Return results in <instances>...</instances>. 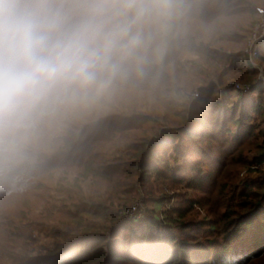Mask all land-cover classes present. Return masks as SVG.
I'll list each match as a JSON object with an SVG mask.
<instances>
[{
    "label": "trees",
    "instance_id": "trees-1",
    "mask_svg": "<svg viewBox=\"0 0 264 264\" xmlns=\"http://www.w3.org/2000/svg\"><path fill=\"white\" fill-rule=\"evenodd\" d=\"M262 5L264 0H188L157 81L67 122L35 163L0 178V198L31 191L33 200L38 191L55 189L84 212L102 215L120 199V190H136L140 177L185 180L203 190L207 179L236 164L235 156L240 164L264 163V81L255 83L260 69L244 53ZM226 42L234 45L228 49ZM262 47L264 38L260 55ZM224 60L233 76L251 84L243 83L228 104L234 87L221 80L220 89L228 86L220 91L225 99L206 105L210 93L202 85L219 74L215 62ZM196 84L202 99L182 104L186 93L179 90ZM208 160L215 166L206 168ZM232 180L218 193L219 207L198 199L185 210L175 207L176 225L153 214L128 218L125 226L74 214L81 232L59 230L62 239L37 254L32 233L20 221L37 224L45 203L30 201L26 213L0 204V264H264V175L245 178L240 187ZM196 204L206 206L210 218L188 216Z\"/></svg>",
    "mask_w": 264,
    "mask_h": 264
},
{
    "label": "clouds",
    "instance_id": "clouds-1",
    "mask_svg": "<svg viewBox=\"0 0 264 264\" xmlns=\"http://www.w3.org/2000/svg\"><path fill=\"white\" fill-rule=\"evenodd\" d=\"M188 0H0V178L67 122L152 86Z\"/></svg>",
    "mask_w": 264,
    "mask_h": 264
},
{
    "label": "rangeland",
    "instance_id": "rangeland-1",
    "mask_svg": "<svg viewBox=\"0 0 264 264\" xmlns=\"http://www.w3.org/2000/svg\"><path fill=\"white\" fill-rule=\"evenodd\" d=\"M264 7V5H262ZM253 30V29H252ZM252 32V31H251ZM248 35L247 41L244 46V53L246 54L245 57L248 58L250 61H253L257 67L260 69V74L256 78L255 83H260L261 80L264 81V47L261 48L260 55V44H259V53L254 60H251L249 55L246 52L248 39L250 34ZM226 47L229 49L230 46L234 44L232 42H226ZM193 55H188L186 59L193 58ZM187 62V61H186ZM216 68H219V74L210 78L208 82L203 87H207L206 89L209 90L210 96L206 94L205 101L202 102L206 105H209L212 101L211 99H225V95L222 96L220 91L228 88V86L220 89L222 86L221 80L229 81V85H231L232 89L229 90L227 94L228 100L227 103L231 104L234 99L237 98L238 94V84L242 85L243 83H249L246 80H243L246 77L243 76H233L236 75L235 72H232L229 68V64L227 60L224 61H216ZM238 74V73H237ZM235 77L236 79H233ZM239 80H238V78ZM216 83V85H213ZM227 83V82H226ZM189 90V91H188ZM183 89L181 88L179 91L186 93L184 97L180 100L182 104H193L198 99L201 98V89L199 88L198 84L191 87V89ZM180 95V93L178 92ZM215 118V117H214ZM216 131L217 134H220L219 131ZM249 151V150H246ZM235 151L230 152V155H234ZM222 156V151L220 152ZM221 156H214L215 159H218ZM236 164L227 165L224 169V173L216 178V176L210 177L205 182V189L197 190L187 186L185 180H179L172 182L170 180L162 182L155 178V176L150 175L138 182V187L132 193H126L123 190H120V199L114 204L111 202L108 210H105L106 214L102 215H91L87 212H84L81 207L75 206L74 201L69 199L68 194H64V192L56 191L55 189H48V190H40L38 191V195L33 197L31 200V191H23L14 194H10L5 198H0V204L3 205L4 208L9 210H15L17 212H28V206L30 201L33 202V205H36L38 202L45 203L39 209V211H43L45 216H40L38 220L40 224H29L25 223L24 221H20L21 227L27 233H32V237L34 238V248L38 249L34 254H37L39 251L43 252L50 246L56 244L57 241H60L62 237L60 234H57L59 230L67 231L69 233L78 232L80 233V228L77 225V221L75 220L74 214H79V219H83V217H88L89 221H99L106 225H127L130 222L126 219L125 212H123L124 208L136 201L142 199L143 201V214L139 217H147L150 214L157 215L160 219L165 220L166 222H170L176 225V216L177 212H175V207H182L183 210L190 207V200L191 199H198L209 201L211 204L219 207V191L223 187V184L226 183L227 180L232 178L233 180L231 183H235L237 187H240L242 184V180L245 178L251 177L252 179H260L262 174L264 175V163H254L251 164H240L237 162L238 156H235ZM234 161V160H233ZM215 161L208 160V165L206 168L211 166H215ZM71 169V168H70ZM71 171H74L71 169ZM33 177V176H32ZM122 179H125V175L122 174ZM107 186V184H106ZM105 186V187H106ZM161 195L168 196V200L161 202L158 201L157 198ZM201 206V205H200ZM198 204L194 205L192 211L189 212L188 216L192 215L197 219L201 218H210L208 215V210L206 206L200 207ZM38 210H36L37 212ZM39 211L37 213H39ZM111 218L113 220H111ZM134 219V218H129ZM138 219V218H135ZM125 231V230H124ZM122 230V233L124 232ZM38 247V248H37Z\"/></svg>",
    "mask_w": 264,
    "mask_h": 264
},
{
    "label": "built area",
    "instance_id": "built-area-1",
    "mask_svg": "<svg viewBox=\"0 0 264 264\" xmlns=\"http://www.w3.org/2000/svg\"><path fill=\"white\" fill-rule=\"evenodd\" d=\"M258 16H259L258 21L250 34L246 49V52L251 58V60H254V58L257 57L259 53L260 41L264 38V7L263 6L258 7ZM238 87L241 88V84L240 85L238 84ZM248 88H250L248 85L244 86V89H248ZM142 207H143V201L142 199H140L135 203L126 206L123 209L124 210L123 212H125L128 218H134V219L139 218L143 214Z\"/></svg>",
    "mask_w": 264,
    "mask_h": 264
}]
</instances>
